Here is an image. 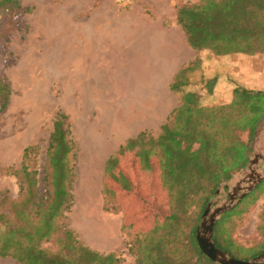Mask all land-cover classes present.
I'll return each instance as SVG.
<instances>
[{"label": "rangeland", "instance_id": "obj_1", "mask_svg": "<svg viewBox=\"0 0 264 264\" xmlns=\"http://www.w3.org/2000/svg\"><path fill=\"white\" fill-rule=\"evenodd\" d=\"M18 1V10H0V21H3L0 77L5 75L10 88L7 104L0 111V200L3 192L8 194L10 202L17 200L18 195L23 196L19 177L14 171L22 168L21 156L29 146L32 150L27 153L25 163L30 171H36L37 200L39 197L49 200L54 185L49 146L56 113L62 111L67 115L65 127L69 129L68 137L73 142V150L65 164L67 175L64 182L71 185L73 201L70 209L57 218L58 223L69 228L65 218L75 201L84 207L90 206L86 203L90 197L95 198L94 203L103 201L109 208L106 212L120 216L123 222V247L115 251L121 258V264H143L137 262L138 253L131 252V244L138 233L152 230L167 214V194L160 184L159 170L154 163L149 169L138 155L126 153L118 156L117 152L129 138L142 131L158 135L161 125L181 104L183 93L168 88L165 81L160 84L145 82L146 77L140 74L145 59H134L133 64L136 62L138 66L130 67L124 39L115 43L111 34L101 37V40L104 39L102 49L100 56L95 53L96 57L87 50L88 42L84 43L80 38L67 43L66 34L72 30L81 32L82 21L93 20L98 11H104L98 22L106 20L107 23L125 24L135 19L154 18L170 25L177 21L180 5L201 0ZM196 59H200V64L194 71L186 73L189 86L183 89L197 91L204 105L229 102L225 92L218 89V83L214 85L213 92H209V79L224 73L228 86L240 82L250 84V80L258 77L255 69L260 67L264 70L263 53L217 55L211 50H203L197 51ZM153 79L157 77L153 76ZM22 97L25 102L21 105L19 100ZM2 102L1 98L0 105ZM241 135L243 139H249L248 131ZM252 146L250 158L258 155L259 162H249L230 180L223 182L220 193L211 195L206 204L214 201L211 210L228 201V193L234 192L235 188L242 187L239 194L247 190L251 182L245 172L252 173L250 164L256 172H264V119L254 135ZM110 157H117L113 177L107 176V162L104 161ZM89 167L95 169L84 171ZM5 168L9 171L5 172ZM127 181H132L133 187L126 189ZM263 183L264 178L235 207L220 217L231 213L229 219L234 224L232 237L236 244L244 248L259 249L264 241V190L258 197H248ZM106 185L115 189L113 197L105 198ZM251 199L254 200L250 202ZM9 201L5 212L12 218L15 212ZM44 245L55 247L52 241H45ZM236 256L243 259L248 254L239 251ZM0 264L18 262L0 257Z\"/></svg>", "mask_w": 264, "mask_h": 264}, {"label": "trees", "instance_id": "obj_2", "mask_svg": "<svg viewBox=\"0 0 264 264\" xmlns=\"http://www.w3.org/2000/svg\"><path fill=\"white\" fill-rule=\"evenodd\" d=\"M19 6L18 0H0V10L4 12L18 10ZM177 22L185 31L188 43L198 52L264 54V0L184 3L177 9ZM2 37L3 31L0 39ZM199 64L200 59L195 58L180 70L172 82L171 89L182 92V100L161 125L160 133L152 135L142 131L129 138L117 152L118 156L126 153L138 155L149 169L154 163L159 170L160 184L167 194V214L152 230L138 233L131 244V252L138 253V263L216 264L198 245L197 223L220 184L247 166L253 151L252 140L264 119L262 68L255 69L258 77L250 80V84L240 82L228 86L225 78V83L220 85L221 77L227 76L224 73L209 79V92L212 93L218 83V89L225 92L229 102L204 105L197 91L183 89L189 86L186 73L194 71ZM9 91L4 75L0 77V99H3L0 111L7 104ZM65 119L67 115L64 112L56 113L51 134L49 157L54 166V185L49 200L44 201L42 197L37 200L36 171H30L25 163L27 153L32 150L30 146L25 148L22 168L14 171L19 177L23 196L18 195L17 200L10 202L8 194L2 193L0 257L12 258L20 264H121L116 252L103 253L90 248L74 230L60 226L57 221L70 209L73 201L71 185L64 183L67 175L65 164L73 150ZM246 131L249 132L248 140L241 135ZM116 160L117 157L107 160L108 177H113ZM8 171L9 168H5V172ZM130 182L127 181L126 189L133 187ZM263 190L264 183L248 197H258ZM104 194L105 198L113 197L115 189L106 185ZM8 201L15 212L12 218L5 212ZM104 209L109 208L104 204ZM230 215L225 214L216 224V246L236 258L238 252L243 251V254H248L243 259L263 252L264 241L259 249L244 248L234 242V224L229 219ZM45 241H52L55 247L45 246Z\"/></svg>", "mask_w": 264, "mask_h": 264}, {"label": "crops", "instance_id": "obj_3", "mask_svg": "<svg viewBox=\"0 0 264 264\" xmlns=\"http://www.w3.org/2000/svg\"><path fill=\"white\" fill-rule=\"evenodd\" d=\"M102 14L104 11H98L93 20L88 18V20L82 21L81 32L78 30L75 32L73 30L67 31V43H73L75 39L79 41L81 38L84 43L88 42L86 47H88L89 52L94 55L98 53L100 56L102 40H104H101V37L105 38V35L111 34L115 43L122 42L124 39L127 46L126 51L131 60L130 67L138 66L136 62L133 64L134 59L136 60L138 57L145 59L144 68H141L143 71L140 72L146 77L145 82L160 84L165 81L170 89L180 70L197 56V51L187 42V35L177 21L170 25H165L163 20L154 18L135 19L125 24L115 21L107 23L104 19V21L98 22L99 18L103 16ZM2 22L0 21V33L3 29ZM122 28L125 29L122 31ZM100 32L102 34H99ZM45 35L50 36V34ZM95 56L98 57V55ZM154 59L156 60L155 63H153ZM153 76L157 79L154 80ZM225 78L227 77H221L220 85L225 83ZM23 155L24 151L21 160ZM107 159H104L105 163ZM93 169L95 168L89 167L85 168L84 171H92ZM87 201L86 203L90 205L87 207L75 201L66 219L67 226L78 233V238L94 250L109 253L122 249L123 222L121 217L107 213L103 201L102 203H94L95 198L92 197L88 198ZM94 204L97 206H92ZM18 264L20 263L18 262Z\"/></svg>", "mask_w": 264, "mask_h": 264}, {"label": "water", "instance_id": "obj_4", "mask_svg": "<svg viewBox=\"0 0 264 264\" xmlns=\"http://www.w3.org/2000/svg\"><path fill=\"white\" fill-rule=\"evenodd\" d=\"M249 162L251 164L258 163L259 156L256 155L255 158H250ZM251 164L249 167L252 169V173H249L248 171L245 172V174L248 175V177L250 178L249 182H251L250 185L247 187V190L240 194L238 197L236 194L237 192L231 193L228 201L222 203L221 205H217L213 210H211V207L214 204V201H210L206 206L202 215V220L197 227L196 237L200 249L216 264H264V252L251 259H239L230 255L225 250L217 247L214 240L215 226L220 217L225 212L235 207L264 178V172H256L255 168L251 166ZM222 186L223 185L221 183L218 189L216 190V194L220 193Z\"/></svg>", "mask_w": 264, "mask_h": 264}, {"label": "flooded vegetation", "instance_id": "obj_5", "mask_svg": "<svg viewBox=\"0 0 264 264\" xmlns=\"http://www.w3.org/2000/svg\"><path fill=\"white\" fill-rule=\"evenodd\" d=\"M239 188H241V189H239ZM236 190H237V191H236ZM240 190H242V187H241V186L235 188V189H234V192H232V193L237 192L236 194H237V197H238V196L240 195V194H239V191H240ZM230 194H231V193H228L229 197H230Z\"/></svg>", "mask_w": 264, "mask_h": 264}, {"label": "bare ground", "instance_id": "obj_6", "mask_svg": "<svg viewBox=\"0 0 264 264\" xmlns=\"http://www.w3.org/2000/svg\"><path fill=\"white\" fill-rule=\"evenodd\" d=\"M127 60H128V58H127ZM123 65V64H122ZM110 66H113V65H110ZM108 67V66H107ZM111 68V67H110ZM108 69H109V67H108ZM104 70V69H103ZM124 70V69H123ZM121 74H123L122 72H121ZM19 99V98H18ZM24 102H25V100H24V98L22 97L20 100H19V103H21V105L22 104H24ZM15 103H16V100H15ZM14 103V104H15Z\"/></svg>", "mask_w": 264, "mask_h": 264}]
</instances>
